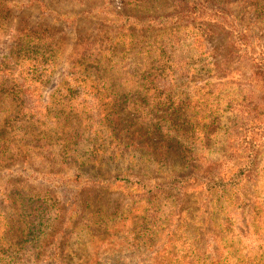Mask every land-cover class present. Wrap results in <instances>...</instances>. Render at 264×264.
Wrapping results in <instances>:
<instances>
[{
	"label": "trees",
	"instance_id": "trees-1",
	"mask_svg": "<svg viewBox=\"0 0 264 264\" xmlns=\"http://www.w3.org/2000/svg\"><path fill=\"white\" fill-rule=\"evenodd\" d=\"M131 1L143 6L152 0ZM236 4L245 14H234L226 0H177L187 24L183 28L176 26L170 34L157 39L154 56L148 54L143 56L142 63H135V79L139 85L130 103L117 95H110L111 77L101 75L102 67L106 70L112 62L111 51L127 47L125 35L120 32L132 34L136 28L128 23L118 26L117 40L110 36L109 27L98 36L88 38L64 81H75L76 86H60L58 89L65 97L59 101L61 106L66 105L61 111L79 113L75 106H69L75 103V92L90 97L92 104L78 116V128H71L68 133L70 128L66 126L59 136L63 164L88 168L95 173L91 179H95L97 185L117 187L118 190L124 187L126 193L133 196V203L113 213L106 212L98 201L92 203L88 200L80 213L85 219L87 217L85 222L89 221V225L84 226L92 239H102L105 243L109 236L102 234L103 226L108 232L110 224H117L119 219L137 211L132 220L135 236L140 237L134 238L137 248L133 250L135 258L140 259L138 264H264V97L261 105L247 104L243 117H236L233 123L230 119L223 122V111L219 108L222 101L216 99L221 94L219 88L212 86L211 78L201 86L195 82L202 72L211 76L216 64L207 35L194 23L210 21L221 25L231 18L230 27L237 34L232 39L233 44L240 49L243 58L254 65L251 78L261 80L264 93V46L255 44L249 29L244 27L250 17L257 24L264 20V0H241ZM28 8L45 12L42 19L51 14L44 0H0V42L7 36L13 14ZM240 17H247V20ZM122 18L128 21L137 19L132 16ZM222 19L225 20L220 23ZM162 20L150 18L148 21L154 24H141L164 30L167 22ZM23 26L8 34L9 48L0 56V87L3 90L17 88V97L27 101L41 96L42 86L31 90L30 83L37 84L35 78L54 75L55 63L50 59H54V49L60 42L47 28L38 31V27L32 24ZM183 31L190 32V35L183 36ZM182 37L185 46L202 49L201 56L212 58V62L199 69L195 64L178 61L175 53L182 45ZM134 44L132 37L129 45ZM107 45H111L110 48ZM40 49L47 50L48 60L38 61L32 55ZM42 62H48L49 68H41ZM89 82L91 87L86 85ZM192 84L194 90L185 89L184 85ZM250 88L249 91L254 92L252 90L258 87ZM11 93L15 94L14 91ZM248 94L252 100L255 94ZM234 102L238 101L235 98L228 100L226 108H234ZM57 124L61 125L60 118ZM230 141L235 142L236 147L229 157H224L220 163L205 159L213 147ZM39 146L41 144L37 142L34 149ZM46 158L43 157L45 161ZM145 166L147 170L154 166V170L164 177L159 178L162 181L150 185L143 175L137 173ZM54 173L58 172L48 174L56 175ZM188 188L199 196L192 213L190 208L178 210L176 206L164 203L166 197L169 199L176 192L184 193ZM202 204H205L204 208ZM138 205L141 206L136 207ZM25 206L27 216L20 212L21 218L25 217L22 240L27 245L23 247L29 245L26 240L32 236L33 251L35 242H38L37 247L42 246L45 227L51 226L50 219H62L64 206L40 198ZM88 217L92 218L93 226ZM245 219L249 221L248 234L240 224ZM18 222L21 224L20 220ZM206 223V230L193 227L200 228ZM6 233L10 234L11 229ZM7 234L0 237V258L6 256L1 245L8 246ZM117 240L120 241L119 235L111 238V247ZM54 241L55 244L48 245L47 251L54 253L55 259L60 250L62 254L68 251L72 257L69 264H87L89 259H84L78 249L61 246L57 238ZM205 241L209 244L205 245ZM75 259L77 263H74Z\"/></svg>",
	"mask_w": 264,
	"mask_h": 264
},
{
	"label": "rangeland",
	"instance_id": "rangeland-1",
	"mask_svg": "<svg viewBox=\"0 0 264 264\" xmlns=\"http://www.w3.org/2000/svg\"><path fill=\"white\" fill-rule=\"evenodd\" d=\"M44 1L51 12L48 18L42 19V14L45 15V12H40V9L28 8L14 13L7 36L0 42V56H2L10 45L9 32L23 24V27L25 24L37 26L38 31L47 28L56 35L60 42L59 46L54 49L56 52L54 59H50L55 63L54 75L44 79L35 78L37 84L30 83L31 90L43 87L40 90V97H33L25 101L17 97V88L3 90L2 86L0 87V237L6 235V232L11 229V233L7 234L8 246L1 245L6 256L2 255L0 262L1 264H69V261L72 260L70 252L66 251V254H62L60 250V253L57 252L60 255L55 259V254L47 251L48 245L55 244L54 240L57 238V242L61 246L78 249L84 259H89L87 264H138L140 259L135 258L133 250L135 251L137 248L134 238L140 239V237L135 236V226L132 220L137 211L119 219L117 224H110L108 232H105L106 229L103 226L102 234H105L106 237L109 236L105 243H102V239H92L89 230L85 228L89 225V221L85 222L87 217L85 219L80 214L85 202L88 200L92 203L98 201L99 206H102L106 212L113 213L118 209L122 210L129 203H133V196L132 193L128 192L127 194L124 187L118 190L117 187L112 189L106 185H97L96 180L91 179L95 173L90 172L88 168H80L76 164H63L64 160L58 145L59 136L66 126L70 128L68 133L71 132V128H78V116L91 108L92 104L90 97L75 92V103L69 106H75L79 113L69 110L61 111L66 105L61 106L59 101L65 97L60 94L61 92H58V89L60 86H76L75 81H64L77 54L86 45L88 38L98 36L105 27H109L107 29L110 36L117 40L119 37L117 31H120L118 26L128 23L130 27L136 26V28L132 34L120 32L121 35H125L124 42L127 47L111 51L112 62L106 70H103L104 67H102L101 75H104L105 78L111 77L109 80L111 83L108 86L110 95H117L119 99L130 103L139 85V81L135 79L137 70L135 63L137 61L142 63L141 59L148 54L154 56L157 39L170 34L172 28L176 26L183 28L187 24V18L182 17L177 0H152L145 2L143 6L138 5L139 7L131 0ZM239 1L241 0H226V3L230 4L229 8L234 14H239V12L245 14L236 4ZM124 16H132L137 19L128 21L122 18ZM150 18L163 19L162 22H167L166 29L159 30L152 26L149 28V25H144V27L142 24L151 23L148 21ZM240 19L245 21L247 17L246 19L240 17ZM251 19L252 17L248 18L244 27L249 29L250 35L256 41L255 44L264 46V20L257 24L253 23ZM224 20L222 19L220 23H223ZM231 21V18L226 19L225 23L221 25L210 21L194 23L197 28H203L207 35L209 49L216 64V70L211 76L202 72L197 76L198 79L195 78V82L201 86L210 78L213 80L212 86L218 87V91L221 92L216 96V99L222 101L219 108L223 111L221 115L223 122H229L230 119V122L233 123L236 121V117H243L244 111H247L245 109L247 104L260 103L261 105L264 93L261 91V80L251 78L254 65L247 62L239 51L240 49L233 44L232 39L237 34L232 32ZM182 35H190V32L183 31ZM132 37L135 44L130 47ZM182 40L181 47H177L175 53V58L178 61H184L188 65L195 64L199 69L212 62V58L201 56L202 49H198L196 46L187 47L184 45L186 42L184 37ZM102 44L99 43V45ZM110 46L106 47L110 48ZM46 52L47 50L40 49L32 55H35L38 61L48 60ZM36 66L38 67L39 63L36 62ZM48 66V62L41 63V68L48 69ZM86 85L91 87L92 83L89 82ZM255 85L258 88L252 90L254 92L249 91L250 87H255ZM184 86L187 87L185 89H195L194 84ZM11 91H14L15 94ZM248 93L255 94L254 97H251L252 100H249ZM231 98H235V101L238 102H234V108H226L227 102ZM21 104L24 105L21 106ZM59 118L61 125L57 124ZM37 142H40L41 146L34 149L37 147ZM27 144L31 145L26 146ZM222 144L213 147L205 155V159L211 163H220L224 157H229V154L235 149L236 143L230 141ZM49 155L51 158H48ZM43 157H47L46 159L52 162H46L47 160L45 161ZM147 168L145 166L137 173L143 175L150 185L160 183L162 180L159 178L164 177L154 170L156 169L154 166L149 170ZM50 172L58 173L50 175L48 174ZM173 197L169 199L166 197L167 201L164 203L174 205L178 210H181V207L190 208L191 213L195 210L193 205L199 199L197 192L192 188H188L184 193L176 192ZM38 198L41 201L47 199L49 202H59L64 206V213L61 215L62 219L59 217H56L57 221H53L55 217L50 219L53 223L51 221L49 224L51 226L45 227L46 235H44L45 240L42 246L37 247L39 246L38 242H35L34 250L31 251L33 248V245L30 244L32 236L26 240L29 245L26 248L23 247V245H27L24 244L25 240H22L25 217L21 218L20 212L27 216L25 204L29 201L34 202ZM139 206L141 205L136 207ZM202 207L204 208L205 204H202ZM121 210L119 211L121 212ZM88 218L90 225L93 226L92 218ZM19 220L21 224L18 222ZM244 221L245 223H243ZM248 223L249 221L246 219L240 221V224L246 228L244 232L247 234L250 230ZM193 227L206 230L208 223L200 228L197 225ZM193 227L190 230H193ZM47 234L49 235L47 236ZM116 235H119L120 241L117 240L111 247V238ZM207 244L209 242L205 241V245ZM77 262L78 260L75 259L74 263Z\"/></svg>",
	"mask_w": 264,
	"mask_h": 264
}]
</instances>
